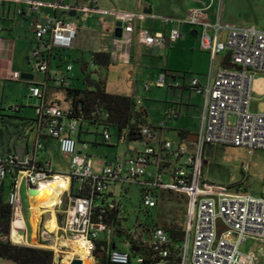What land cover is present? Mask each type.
Listing matches in <instances>:
<instances>
[{
  "label": "built area",
  "instance_id": "2783aa9c",
  "mask_svg": "<svg viewBox=\"0 0 264 264\" xmlns=\"http://www.w3.org/2000/svg\"><path fill=\"white\" fill-rule=\"evenodd\" d=\"M7 1L26 2L32 12H38L40 8L37 1L0 0V3ZM53 6L73 11L85 10L83 6L69 5L67 0H55ZM23 10L20 7L17 12L21 14ZM117 15L123 23V33H131L135 14ZM169 21H176L180 25H198L200 47L211 56L205 81L193 77L189 84L192 90L203 96L201 123L193 150L185 144L159 138L157 129L144 126L141 129L146 141L143 149L130 157L117 156L105 164L100 174H94L90 157L79 151L80 140L76 138L85 120L74 115L70 108L64 109L58 103L48 102L45 98L48 79L32 81L27 103L8 106L9 109L18 110L22 104L30 106V98L36 99L34 108L38 130L57 139L61 152L72 156L70 170L65 176H68L70 183L78 184V191L71 193L63 211V220L59 225L61 234L53 242L48 237L55 258H59L55 264H60V255L67 247L63 240H84L92 264H99L102 254L107 264H131L133 260L136 264L145 263L146 256L140 254L134 257L131 251L110 248L107 241L99 238L100 234H105L107 238L113 234L115 221L108 222L106 218L114 210L117 211L114 214L117 221L121 222L118 225L122 227L125 207L109 191V185L114 181L143 186L142 204L146 208L158 205L159 189L178 193L188 200L189 221L178 259L172 252V247L176 246L164 227L154 226L149 240L132 236L133 241L150 250L154 264H262L264 248L243 251L241 245L249 239L264 243V195L255 196L246 191H231L228 187L209 184L203 178L202 169L205 148L209 144L264 149V108L259 111L257 107H252V100L255 99L252 82L264 74V30L255 26L224 27L219 16L212 24L198 23L194 15ZM225 29L227 35L221 39L220 34ZM33 30L35 44L29 55L30 65L33 71L48 74L53 52L74 45L78 26L74 21L45 14L34 21ZM185 35L178 26L166 33L146 36L143 41L149 46L165 48L168 42H177ZM223 53L227 54L225 65L215 70L217 57ZM228 62L232 66H228ZM11 79L25 80L18 71L11 73ZM180 79L176 86L183 87L184 76H180ZM54 81L56 86H69L65 77L54 78ZM156 85H166V74L159 76ZM146 87L150 85L146 84ZM257 100L262 102L259 98ZM103 137L111 144V129H104ZM121 139L126 140L125 136ZM83 145L87 146L86 143ZM42 146L37 141L35 150L23 156L12 151L0 153V186L7 179L11 181L7 196L13 212L11 233L13 230L18 233L22 231L21 227L14 225L18 212L23 210L22 184L37 185L39 189L43 181L59 174L52 169L50 162L41 160L38 151ZM163 174L170 176L169 183H165ZM11 240L18 244L12 234ZM130 244L133 246V243ZM74 258H81L83 263L85 261L82 256L74 254L67 264Z\"/></svg>",
  "mask_w": 264,
  "mask_h": 264
},
{
  "label": "crops",
  "instance_id": "0c3cea01",
  "mask_svg": "<svg viewBox=\"0 0 264 264\" xmlns=\"http://www.w3.org/2000/svg\"><path fill=\"white\" fill-rule=\"evenodd\" d=\"M51 2V4H53L55 0H51ZM67 2L71 6H83L85 8L84 11L78 10L76 12L77 14L80 11H86L92 14V16L87 19V24H84L79 28V32H77V37L75 39L74 45L68 49L75 50V48H78L77 50L80 51L79 48H83L81 49L82 55H84V51H86L87 49L91 50L92 53L96 51L108 52L111 54L112 64H122L126 69H128L133 64L132 62L134 56L137 54L140 56V60L141 58L153 55L151 56L152 60L156 58L158 59L160 57L159 59L163 61V57L167 56L164 64H160L161 72L157 75L156 81L161 74H166V85L160 88H165L168 91L162 109L165 115L169 116L170 120L161 122L163 123V125H161L160 122V124L154 122L148 124L157 127V137L159 138L162 137L165 139L167 130H176L181 139L179 143L185 144L190 150H193L198 138L199 126L198 128L196 126H193L192 119L193 117L202 114L203 96L192 90L189 87V84L190 79L193 77H198L201 82L205 81V75L208 71L210 59V54L207 51H203L200 47L198 25L193 26L187 23L183 24L181 26V29L186 34L185 37L174 43L168 42L165 48H158L157 50H155L156 46L146 45L142 39V36L166 33L174 27L172 26V22L169 21V19H186L192 17L193 15L198 23L208 22L212 24L218 20L219 16L221 24L224 27L237 26L227 21L225 15L215 13L214 10L216 9V7H219L221 5V0H189L187 2L186 0H67ZM148 6H151L152 8L151 13L144 12V9ZM20 7L24 9L23 13L21 14L17 12V9ZM87 7H92L93 9L89 10L87 9ZM199 11H201V14L198 15ZM70 12H73V10L55 8L54 6L52 11H50L49 9L41 10V8H39L38 12H32L30 10V5L26 2L16 3L7 1L3 4L0 3V82L2 80L16 81L11 79V73L17 71L14 70V67L16 65L18 47H21L22 45L25 46V44H28L29 47L24 54V61L26 65H28L32 70L29 61V55L35 44L33 30L34 21L38 17H41L45 14H51L65 19L64 15L68 14L70 16ZM118 13L135 14V18L133 21V31L131 33H123V36L121 38H117L115 36V29L113 33L103 30L102 24L100 23V19L104 17L108 22H114L116 27V22L120 21L118 19ZM177 24L178 26L180 25L178 22ZM136 26L138 27V30H136ZM195 30L197 31V34H194ZM220 35L221 38L224 39L227 35V30H223ZM135 41L140 46L135 44ZM106 47H109V49L105 50L104 48ZM68 49H57L53 52V55L49 59L48 74L41 73L43 75L42 77H39V73H36L33 70L25 71V73L30 74L32 77L23 80L26 85V93L24 95V98L30 97V88L33 84L32 81H43L45 79H48L45 98L49 103L59 102L57 99H52L50 94L54 87L52 85V80L54 81V77L60 76L57 74L53 76L50 71V67L53 60L57 61L59 59L61 62H63L64 55L65 53H67L66 50ZM226 55V53L222 54L223 58L221 59V65L219 67L225 65L224 60L226 59ZM152 60L146 62H149V64H151ZM155 64L158 65L159 63ZM81 65L83 71H86L88 69V65L85 63L84 59L81 60ZM70 66L71 69L73 68L72 65H69L67 66V71H70V69H68ZM228 66H232L230 62H228ZM138 67L139 65H137L136 70ZM132 74L135 75V71H132ZM180 76H184L185 85L183 87L176 86V82L181 81ZM61 77L67 78L68 85L72 87V84L69 81L70 79L69 77H67V75H62ZM134 81V79L130 80L129 85L133 86ZM145 89L150 91L151 86L147 88L145 84ZM30 99V107L34 108L37 100L32 98ZM137 102L139 105V101ZM23 109L24 108H22V112ZM137 110L142 113L143 118H145L144 115L147 116L148 114L146 109L140 108L139 110L138 106ZM22 116L32 121L31 131L33 134V146L32 148L30 147L32 138H27L26 152H33L35 150L36 142H41L43 146L38 151L40 158L42 161L50 162L52 169L55 171V169L53 168L54 157L51 155V153L53 154L54 150L61 153L59 141L55 138L47 136L43 132V130H38L36 112L30 117L24 114H22ZM175 122L177 123L175 124ZM111 131L112 134H116L114 129H111ZM91 134H101V140H99L97 136L91 137ZM180 134H184V138H182ZM76 138L77 140H80L79 144H81V146H79V151H82L81 149H83L84 143H86L87 146H92L96 148V150H98V146L104 142L103 127L100 126L98 122L96 123L92 120H87L82 124L81 129L76 134ZM113 139V145H108L112 147V150L116 151L121 142L127 143V146L124 147L123 150H118L111 156L106 154L104 159L105 164L114 160L117 156L130 157L138 150L143 149L146 144L145 140H141L144 143H142L141 146L133 145V141H128L127 139H119L116 135H113ZM166 140L170 139L166 138ZM86 147L84 146V148ZM206 149L207 148H205V151ZM86 154H88L89 157L91 156L90 151L86 152ZM59 164L63 168H65L66 166L65 162L60 160ZM57 173H59L58 177H60L59 179L62 183V186H60L59 180L56 181L59 186V191L57 193L58 199L52 205L41 204V198H35V195H31L33 203H31L30 205V212L28 215L31 222L30 237L28 236L29 226L26 219L24 206L22 212H18L17 219L15 220L14 225L21 227L22 231H20V233L15 230L12 231V237L18 244L51 249L52 246L50 245L51 243L49 242L48 237H51L50 239L53 242L56 237H59V234H61V232L59 231V225L61 224V222L58 220V214L61 213L63 215V211L67 207L65 203L63 204V200L64 198H68V200H70V196L72 195L71 193H77L78 184L70 183L68 178H61L60 174L65 175L67 174V172ZM10 182L11 181L9 179L5 181V187L6 184L8 187L7 196L9 193ZM24 186H26V189L29 192L30 188L26 183L22 184V190ZM125 190L127 191L128 187H126ZM112 194L114 195V193ZM182 198L187 199L185 196H182ZM62 205L63 207L61 208L60 206ZM112 235H110V238H107L106 236V238L102 240L107 241L110 248H113L114 245L115 248H117L116 243L111 238ZM63 241L64 242L62 243L70 246V249H68L67 252H69V254L72 253V255L76 254L77 250L73 245V243H75L76 241ZM125 244L127 246V249H117L125 251H131L133 249V246L130 243L126 242ZM262 248H264V246L258 248L257 250H254L252 248H250L249 250L259 251ZM87 257L88 255L84 257V264H91V260L89 259V257ZM100 263L101 261L99 262V264ZM262 264H264V258L262 259Z\"/></svg>",
  "mask_w": 264,
  "mask_h": 264
},
{
  "label": "rangeland",
  "instance_id": "374dc122",
  "mask_svg": "<svg viewBox=\"0 0 264 264\" xmlns=\"http://www.w3.org/2000/svg\"><path fill=\"white\" fill-rule=\"evenodd\" d=\"M37 1L40 3L41 10L49 9L53 10V4L51 0H29ZM89 1V0H87ZM189 0H186V2ZM28 4V3H27ZM196 5V4H194ZM186 6V4H185ZM201 8V6H200ZM215 13H220V15H225V18L230 23L237 25L238 27H251L255 26L260 30H264V0H221V5L216 7ZM201 14L199 11L198 15ZM92 16L89 12L80 11L76 16H69L65 14L66 20L74 21L78 30L84 24H87V19ZM102 24V29L105 31L114 32L115 23L108 22L104 17L100 19ZM172 26L178 27L177 22H172ZM180 27L182 25H179ZM136 30L138 27L136 26ZM79 32V31H78ZM223 35V34H222ZM146 36H142L144 40ZM222 39V38H221ZM135 44L138 45V43ZM140 46V45H138ZM29 45L18 47L17 59L14 70L21 72L32 71L31 68L26 65L24 61V54L28 49ZM68 49L67 53L64 55V61L61 62L59 59L57 61L53 60L50 71L53 76L56 74L60 77L62 75H67L72 87H85L83 78L85 74H90L93 78L99 79L103 78L107 85V90L111 93L127 95L139 101L138 109H146L147 116H145L146 123H161L169 121V116L165 115L162 106L166 99L168 93L167 89L158 87L155 82L157 75L161 72V63L164 64L166 57H163V61L158 59L152 60L153 55L141 58L137 54L134 56L133 64L126 69L124 65L114 63L109 66H98L92 61V52L87 49L82 55L83 48ZM108 50L109 47L104 48ZM203 50V49H202ZM205 51V50H203ZM206 52V51H205ZM222 54L217 57L215 63V70L221 65ZM84 59L85 63L88 65L86 71L82 70L81 60ZM152 60L151 64L146 61ZM210 60L208 71L210 69ZM142 63V64H141ZM155 63H159L156 65ZM72 65L73 68L67 71V66ZM137 65L139 67L136 70ZM135 71V75L132 74ZM207 71V72H208ZM39 77L43 74L40 72ZM57 78V77H54ZM134 79V85L130 86L129 81ZM145 84H150L151 90L145 89ZM53 90L51 91V98L57 99L59 105L68 109L71 107L72 101L67 97V90L63 87H56V82L52 80ZM252 91L255 99L252 100V107H257L259 111L263 110V100H264V74L257 76L252 82ZM26 93V85L23 80L21 81H1L0 82V153L5 152H16L19 156H23L26 152L27 138L31 137L30 147L33 146V134L31 131L32 121L29 119L20 118V114H14L11 109L8 108L9 105H14L16 103H27V98H24ZM261 99L262 102H258L257 99ZM4 110L1 111V107ZM200 108V107H199ZM201 113V112H200ZM22 114L26 116H31L35 114L34 108L26 106L23 109ZM21 114V115H22ZM25 120V121H24ZM159 123V124H160ZM177 122H175L176 124ZM201 115L193 117L192 125L200 127ZM91 137L97 136L101 140V134H91ZM170 139L173 143L178 144L181 139L176 130H167L165 139ZM114 142V139H113ZM110 144H100L98 150L89 145L83 149V152L90 151V163L94 174H100L103 167L105 166V155H113L118 150H123L127 146V143L121 142L118 149L112 150ZM143 141L137 140L133 141V145L141 146ZM144 144V143H143ZM81 144H78V148ZM80 150V149H79ZM62 153V152H61ZM59 153L54 150L51 155L53 159V168L57 172H69L71 164V155L64 153ZM51 156V157H52ZM59 160L65 162L66 166L63 168L59 164ZM55 161V162H54ZM203 178L207 183L223 186L232 187L231 191H236L235 186L241 184L246 191L255 196L264 195V149L259 148H247L244 146H234L225 144H215L213 145V152L211 156H207V151H205V161L203 164ZM170 176L168 174H163L165 183L170 182ZM128 187L126 191L125 188ZM7 184L5 193L7 195ZM110 192L114 193V197L122 203L125 207L123 213L122 225L125 229V233L120 234L117 231L113 232L111 238L116 243L118 248L127 249L126 242H129V234L134 237H144L145 239H150V234L154 226H160L166 228L174 227L176 229L186 231L188 221H189V211L190 205L187 199L182 198L178 193L163 192L160 194L159 203L156 207L146 208L142 204L141 188L138 184H123L121 181L111 182L109 185ZM23 206L26 214V219L29 226V237L31 232V222L29 220L30 205L33 203L32 196L27 191L26 186L22 190ZM65 203V198L63 204ZM61 208L63 207L60 206ZM100 239H105V234L99 235ZM76 243H73L75 245ZM29 246V245H27ZM264 246V243L258 240H249L241 245L243 251H247L250 248L257 250L258 248ZM68 249L70 246L64 249V253L60 255V264H67L72 258V254H69ZM92 262V261H91ZM0 264H15L14 262L6 259H0ZM92 264V263H91ZM112 264V263H108ZM131 264H136L133 260Z\"/></svg>",
  "mask_w": 264,
  "mask_h": 264
},
{
  "label": "trees",
  "instance_id": "16d2710c",
  "mask_svg": "<svg viewBox=\"0 0 264 264\" xmlns=\"http://www.w3.org/2000/svg\"><path fill=\"white\" fill-rule=\"evenodd\" d=\"M77 10V9H74ZM92 61L98 66H109L112 64L111 54L105 51H96L92 53ZM85 87L73 88L71 86L63 87L67 90V97L72 101L70 109L73 114L81 117L83 120H92L98 122L104 129H114L119 139L122 136L128 141L143 140L141 129L144 126H149L153 129H157L156 126L146 123L145 118L142 117V113L137 110L138 102L127 95H120L111 93L107 90L106 82L103 78H93L90 74H85L83 78ZM22 104L18 110L11 111L12 115L20 114V118L27 119L22 116ZM4 107H1V111ZM183 133V132H182ZM184 138V134H180ZM104 144H108L106 141ZM141 188L144 190L143 186ZM229 189L232 187H228ZM236 191H246V188L239 184L233 187ZM10 189V188H9ZM5 184L0 186V259H6L14 262L15 264H55V253L52 249L43 247L27 246L22 244H16L11 240V226L13 220V212L11 205L8 201V197L5 193ZM163 192H169L162 189L157 191L158 197ZM173 193V192H169ZM111 196V194H108ZM68 198L65 199V205H68ZM117 211L111 212L110 217L106 218L108 222L114 223V232L117 231L120 234L125 233V229L119 227V221L114 214ZM58 220L62 222L63 215L58 214ZM117 221V222H116ZM151 230V229H149ZM170 237L172 238L174 245L172 252L176 259L181 251V245L184 240L185 231L176 229L174 227L166 228ZM129 235V242L133 243V249L131 250L134 257L142 254L146 256L145 263L142 264H154V260L151 257L149 249L141 247L133 237ZM104 243V242H103ZM138 246V248H137ZM140 246V247H139ZM135 247V248H134ZM118 248V247H117Z\"/></svg>",
  "mask_w": 264,
  "mask_h": 264
},
{
  "label": "bare ground",
  "instance_id": "6f19581e",
  "mask_svg": "<svg viewBox=\"0 0 264 264\" xmlns=\"http://www.w3.org/2000/svg\"><path fill=\"white\" fill-rule=\"evenodd\" d=\"M58 176H59V174L54 176L51 179L43 181L40 185V188L34 193L35 198H37V197L41 198V204L52 205L58 199L57 193L59 191V186H58L56 181L59 180L60 186H62V183L59 179L60 177H58ZM61 178H68V177L61 175ZM61 192H62V190H61ZM47 208H49V207H47ZM75 243L76 244L74 245V247L77 250L76 254H78L79 256H82L83 259H85L84 257H86L88 255L86 243L84 242V240H79V241H76ZM86 264H88V263H86Z\"/></svg>",
  "mask_w": 264,
  "mask_h": 264
},
{
  "label": "water",
  "instance_id": "95a60500",
  "mask_svg": "<svg viewBox=\"0 0 264 264\" xmlns=\"http://www.w3.org/2000/svg\"><path fill=\"white\" fill-rule=\"evenodd\" d=\"M151 11H152L151 6H148L147 8L144 9L145 13H151ZM76 12L77 11L70 12V16H75L77 14ZM194 34H197L196 30L194 31ZM115 36L117 38H121L123 36V23H122V21H117L116 22ZM157 49L158 48L155 47V50H157ZM30 77H32L30 74L25 73V72L22 73V78L27 79V78H30ZM206 148H207L206 149L207 156H211L212 152H213V145L209 144V145H207ZM60 175H64V174H60ZM29 188H30V190H29L30 194H33V195L38 190V186L37 185H29ZM113 248H115V245L113 246ZM101 256H102V261H101L100 264H107V262L105 260V255L102 254ZM58 259H59L58 257L55 258L56 261H58ZM70 264H84V263H83V260L81 258H74Z\"/></svg>",
  "mask_w": 264,
  "mask_h": 264
}]
</instances>
